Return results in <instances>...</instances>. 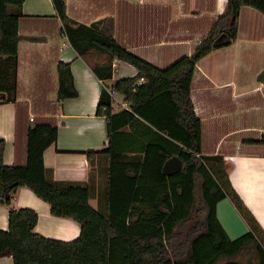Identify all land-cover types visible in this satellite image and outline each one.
<instances>
[{
  "label": "trees",
  "instance_id": "16d2710c",
  "mask_svg": "<svg viewBox=\"0 0 264 264\" xmlns=\"http://www.w3.org/2000/svg\"><path fill=\"white\" fill-rule=\"evenodd\" d=\"M24 2L0 0V104L17 103L19 21ZM52 3L62 32L79 57L89 62L94 54L106 55L108 63L90 64L99 80L113 78L116 60L137 69V76L112 87L132 103L133 111L112 113V98L108 88H103L97 116L107 121L106 153L112 155L108 215L91 206L87 187L47 178L44 153L58 139L54 115L27 120L21 165L4 164L5 141L0 140V206L10 208L9 229L0 230V258L12 257L14 264H220L224 259L230 261L223 264H240L231 259L245 252L252 255L253 249L259 264H264V231L230 182L233 165L221 156L203 155V125L192 97L198 62L219 47L215 42L222 34L229 38L227 45L236 41L243 6L264 15V0H228L225 12L216 17L194 54L166 68L122 47L113 36L112 18L86 26L68 17L67 0ZM58 79L59 103L78 96L70 64H58ZM138 118L164 143L147 145L142 162H123L114 140ZM245 143L264 145V136ZM85 154L91 158L98 152ZM175 157L182 161V169L166 174V163ZM21 187L48 203L53 216L76 221L80 236L64 242L37 234L38 214L29 208H13ZM225 199L249 227L236 240L229 238L218 219V204Z\"/></svg>",
  "mask_w": 264,
  "mask_h": 264
},
{
  "label": "crops",
  "instance_id": "0c3cea01",
  "mask_svg": "<svg viewBox=\"0 0 264 264\" xmlns=\"http://www.w3.org/2000/svg\"><path fill=\"white\" fill-rule=\"evenodd\" d=\"M227 1H216L210 10L213 18L208 29L216 17L225 12ZM196 2L67 0V12L72 21L86 26L112 18L113 36L122 47L159 68H166L183 56L193 55L197 43L208 31L197 32L195 24L203 15ZM22 13L19 21L17 103L0 104V140L5 141L3 162L6 166L23 164L25 152L22 142L27 120L54 115L58 139L44 153L47 178L64 185L87 187L91 206L108 215L112 155L106 153L109 148L107 121L97 116V108L103 88L110 89L119 80L133 78L138 71L116 60L113 78L101 81L90 64L108 63L106 55L94 54L89 62L78 56L62 32L63 24L52 0H25ZM189 22L192 23L190 26ZM203 59L197 64L192 87L195 110L203 125V155L221 156L233 165L230 182L264 231V145L247 143L240 151L233 147L222 150L224 142L235 134V129L230 127L234 120L231 115L235 108L231 101L236 98L233 96L235 92L229 90L231 82L220 87L221 82L217 83L219 80L211 70L200 68ZM60 62L70 64L78 96L59 103ZM253 132L264 136L260 123L247 126V134ZM260 139L258 135L257 138L247 136V141ZM114 141L121 161L135 163L142 162L147 145L164 143L140 118L122 130ZM90 150L98 154L89 158L85 153ZM13 208L34 210L39 216L35 232L42 237L70 242L81 234V226L76 221L53 216L50 205L27 187L18 190ZM217 209L219 222L231 240L249 232L248 225L239 217L229 199L221 201ZM9 212L10 208L0 206V230L9 229ZM250 251L252 255L245 252L231 261L259 264L255 251ZM227 261L230 260L224 259L220 264ZM0 264H14V261L12 257H3Z\"/></svg>",
  "mask_w": 264,
  "mask_h": 264
},
{
  "label": "rangeland",
  "instance_id": "374dc122",
  "mask_svg": "<svg viewBox=\"0 0 264 264\" xmlns=\"http://www.w3.org/2000/svg\"><path fill=\"white\" fill-rule=\"evenodd\" d=\"M216 1L197 0L203 15L195 24L198 33L208 29L211 24L213 17L210 10ZM191 24L188 23L189 26ZM228 42L227 34H222L215 42L219 47L203 59L200 68L211 70L219 80L217 83L221 82L220 87L232 83L229 90L235 92L233 96L236 98L231 101L235 113L231 115L234 120L230 127L235 129V134L224 142L222 150L233 147L240 151L243 144H246L247 136L257 138L258 135L262 138L257 132L247 134V126L260 123L261 128H264V15L254 8L243 6L237 39L231 45H227Z\"/></svg>",
  "mask_w": 264,
  "mask_h": 264
},
{
  "label": "built area",
  "instance_id": "2783aa9c",
  "mask_svg": "<svg viewBox=\"0 0 264 264\" xmlns=\"http://www.w3.org/2000/svg\"><path fill=\"white\" fill-rule=\"evenodd\" d=\"M144 82V80H140L136 85L139 86ZM108 93L110 94L112 98V104H111V111L112 113H120V112H132L133 106L130 101H128L124 96L121 95V93L114 89L110 88L108 89ZM33 120V119H31Z\"/></svg>",
  "mask_w": 264,
  "mask_h": 264
},
{
  "label": "water",
  "instance_id": "95a60500",
  "mask_svg": "<svg viewBox=\"0 0 264 264\" xmlns=\"http://www.w3.org/2000/svg\"><path fill=\"white\" fill-rule=\"evenodd\" d=\"M182 167V161L179 158L175 157L166 163L164 167V172L166 174H173L180 171Z\"/></svg>",
  "mask_w": 264,
  "mask_h": 264
}]
</instances>
